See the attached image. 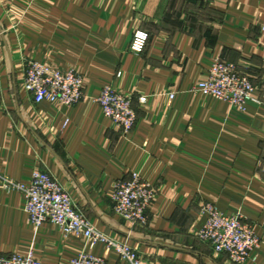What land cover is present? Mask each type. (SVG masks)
<instances>
[{
  "label": "crops",
  "instance_id": "0c3cea01",
  "mask_svg": "<svg viewBox=\"0 0 264 264\" xmlns=\"http://www.w3.org/2000/svg\"><path fill=\"white\" fill-rule=\"evenodd\" d=\"M262 26L264 0H0V172L22 183L48 172L99 231L145 264H234L195 235L213 203L255 226L261 244L242 264H264ZM137 31L147 34L141 52L130 48ZM217 58L250 72L259 102L239 111L192 91ZM31 60L77 71L83 99L35 103L23 87ZM106 84L132 97L128 133L93 101ZM133 173L155 188L147 227L112 208L115 182ZM82 250L127 264L51 222L33 227L24 195L0 187L1 253L71 264Z\"/></svg>",
  "mask_w": 264,
  "mask_h": 264
},
{
  "label": "built area",
  "instance_id": "2783aa9c",
  "mask_svg": "<svg viewBox=\"0 0 264 264\" xmlns=\"http://www.w3.org/2000/svg\"><path fill=\"white\" fill-rule=\"evenodd\" d=\"M261 28L264 31V26ZM146 39V33L135 32L131 50L141 52ZM23 87L35 103L49 101L72 106L84 97V80L77 71L54 69L34 60L25 65ZM192 91L227 102L239 111H244L250 102H259L254 94L250 72L237 63L220 58L212 62L206 79L197 81ZM172 96L169 94L170 98ZM93 101L123 134L134 127L137 113L130 95L106 84ZM138 101L145 103L146 96H139ZM0 187L24 195L26 212L33 227L38 228L45 222H51L65 235L83 236L87 245H103L106 253H116L127 264H145L138 251L126 241L114 239L99 231L75 208L70 195L48 172L34 171L28 183L16 181L0 172ZM154 195L155 188L140 175L133 173L130 178L115 182L111 195L113 211L133 226L147 227L148 211ZM203 210L208 217L195 235L210 245L214 253L226 255L234 264H242L259 248L261 238L256 234L255 226L246 222L241 214H224L213 203H206ZM0 264L43 263L29 251L24 254L0 252ZM71 264H107V261L104 255L82 250L71 260Z\"/></svg>",
  "mask_w": 264,
  "mask_h": 264
}]
</instances>
